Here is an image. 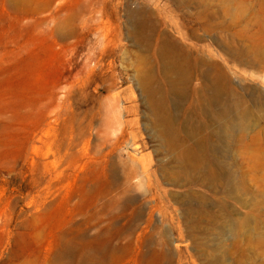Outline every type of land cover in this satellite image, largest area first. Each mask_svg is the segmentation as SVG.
<instances>
[{
  "label": "rangeland",
  "instance_id": "rangeland-1",
  "mask_svg": "<svg viewBox=\"0 0 264 264\" xmlns=\"http://www.w3.org/2000/svg\"><path fill=\"white\" fill-rule=\"evenodd\" d=\"M140 7L264 103V67L231 57L254 32L247 24L254 14L239 7L218 20L244 19L208 30L186 20L172 0H0V264H157L155 256L169 264H264V113L246 131L245 140L255 137L249 157L241 147L236 152L234 168L243 158L257 164L246 173L241 201L164 179L167 156L144 125L133 77L140 59L127 35L126 12ZM192 26L198 38L189 36ZM107 115L136 133L125 142L149 162L160 187L154 199L104 203L99 155L107 145L99 144ZM78 120L83 142L91 139L89 157L77 152ZM118 129L113 119L110 136ZM193 194L216 211L194 222V231L182 204Z\"/></svg>",
  "mask_w": 264,
  "mask_h": 264
},
{
  "label": "bare ground",
  "instance_id": "bare-ground-1",
  "mask_svg": "<svg viewBox=\"0 0 264 264\" xmlns=\"http://www.w3.org/2000/svg\"><path fill=\"white\" fill-rule=\"evenodd\" d=\"M213 1L172 0L186 20L195 18L201 28L208 30H227L244 19L240 13L236 20L230 17L229 22L222 17L219 21L221 13L233 14L237 7L242 13H253V21L247 23L254 29L251 40L232 48L231 57L254 68H263L264 0H218L219 5ZM237 3L239 6L235 7ZM126 13L127 35L140 59L139 68H133V77L143 102L144 125L155 141L156 150L167 156L159 168L162 177L177 186L199 184L211 192L221 191L226 198L241 201L247 185L246 173L254 171L257 164L251 158H243L238 168L233 166L237 165L238 148H243L249 157L255 137L251 141L244 138L247 129L263 118L260 94L234 83L203 49L176 41L160 27L157 19L146 17L141 7ZM189 36L198 38L195 27L190 28ZM112 118L119 127L114 136L109 131ZM82 128L78 120L77 152L79 157H89L91 139L83 142ZM128 128L126 121L117 115L105 117L99 144L107 145L99 155L104 177L101 186L108 196L105 204H143L146 197L153 198L160 190L149 162L129 153L131 143L125 142V137L134 140L136 133L128 132ZM190 197L194 198L192 202ZM182 204L184 220L192 231L194 222L207 221L216 212L213 208L208 210L211 203L200 194L186 197ZM164 238L168 240L167 235ZM155 258L157 264H169L164 258Z\"/></svg>",
  "mask_w": 264,
  "mask_h": 264
}]
</instances>
